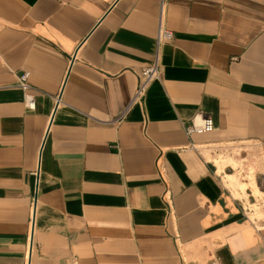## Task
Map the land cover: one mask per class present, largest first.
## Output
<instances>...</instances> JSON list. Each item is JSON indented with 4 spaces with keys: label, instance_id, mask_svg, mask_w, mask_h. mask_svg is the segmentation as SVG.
<instances>
[{
    "label": "crops",
    "instance_id": "0c3cea01",
    "mask_svg": "<svg viewBox=\"0 0 264 264\" xmlns=\"http://www.w3.org/2000/svg\"><path fill=\"white\" fill-rule=\"evenodd\" d=\"M0 264H264V0H0Z\"/></svg>",
    "mask_w": 264,
    "mask_h": 264
},
{
    "label": "built area",
    "instance_id": "2783aa9c",
    "mask_svg": "<svg viewBox=\"0 0 264 264\" xmlns=\"http://www.w3.org/2000/svg\"><path fill=\"white\" fill-rule=\"evenodd\" d=\"M163 10L164 4L161 7L160 25L158 36L156 39V49H155V59L154 63L149 67L145 68L139 76V83L136 95L133 99V104L140 103L146 96V93L152 83L158 81L161 77L162 67L160 63L161 53L163 46L172 41L174 34L163 26ZM29 74L25 73L20 78V88L28 92L25 96V104L29 109H35V99L29 94L30 91L35 89L31 87L28 83ZM214 130V122L211 118L200 117L192 121L191 125L186 128V133L188 136L193 134H207Z\"/></svg>",
    "mask_w": 264,
    "mask_h": 264
},
{
    "label": "bare ground",
    "instance_id": "6f19581e",
    "mask_svg": "<svg viewBox=\"0 0 264 264\" xmlns=\"http://www.w3.org/2000/svg\"><path fill=\"white\" fill-rule=\"evenodd\" d=\"M241 187H242V189H244V190H245V188H246V186H245V185H243V184H241Z\"/></svg>",
    "mask_w": 264,
    "mask_h": 264
}]
</instances>
